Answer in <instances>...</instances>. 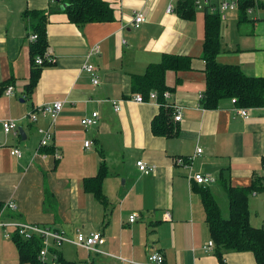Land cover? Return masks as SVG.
Segmentation results:
<instances>
[{
    "label": "crops",
    "instance_id": "obj_1",
    "mask_svg": "<svg viewBox=\"0 0 264 264\" xmlns=\"http://www.w3.org/2000/svg\"><path fill=\"white\" fill-rule=\"evenodd\" d=\"M114 7V19L106 22L73 24L62 12L61 0H0V84L11 80L13 94H0V202L13 200L16 209L7 219L62 230L74 237L77 232L99 231L104 243L101 252L75 249L56 250L77 264H145L153 250L160 251L166 264H220L203 246L210 238L198 189L190 180L194 172L215 178L207 188L223 217L228 216V199L222 181L231 186H248L258 176L264 181V106L250 108L244 119L235 113L230 99L216 108L204 109L199 94L205 86L202 59L204 17L216 12L219 0L195 7L193 18L184 19L175 11L178 0H104ZM169 5L173 11L166 12ZM46 15L47 46L54 62L42 68L35 88L25 94L29 76V40L33 18L25 11ZM140 11L145 20L132 26ZM219 63L238 65L247 76L264 77V0L242 13L228 9L219 13ZM99 52L88 56L90 48ZM45 48V49H46ZM165 53L187 55L188 70H167L165 83L171 96L163 103L175 104L181 113L172 120L174 134L155 135L151 120L160 104L137 103L132 96V76L141 75ZM92 63L98 74L94 85L82 67ZM56 99L64 100L54 125L53 151L34 156L38 149V128L49 127L48 117L29 121L34 107ZM112 101L119 103L115 111ZM99 112L98 124L84 128L83 116ZM12 118L22 131L5 134L2 120ZM24 135V138H22ZM89 140L92 144L84 146ZM11 147L21 157L10 154ZM197 147L201 148L196 153ZM44 153V148L38 149ZM59 152L60 158H54ZM183 165L177 157H190ZM154 165L144 174L137 160ZM104 161L107 175L102 189L106 203L85 191L83 178L94 175ZM249 222L264 225V189L249 195ZM138 218L129 222V215ZM224 264H256L248 251H226ZM0 264L21 263L14 242L0 229Z\"/></svg>",
    "mask_w": 264,
    "mask_h": 264
},
{
    "label": "trees",
    "instance_id": "obj_2",
    "mask_svg": "<svg viewBox=\"0 0 264 264\" xmlns=\"http://www.w3.org/2000/svg\"><path fill=\"white\" fill-rule=\"evenodd\" d=\"M65 4L62 12L73 24L88 22H106L114 19V7L104 0H61ZM237 8L245 10L253 5V0H237ZM194 0H178L174 11L184 19H191L195 13ZM25 18L31 17L38 22L32 23L31 33L36 34V39L29 40V76L24 85L25 94L31 93L35 88L42 68L50 64L38 65L35 58L41 56L47 46L45 32L46 15L43 11H25ZM220 19L219 13H206L204 17V41L202 59L205 62V86L199 104L204 109L216 108L223 99L235 98V104L241 107L256 108L264 106V77L245 75L238 65L222 64L216 59L220 51ZM191 68V59L187 55L165 53L157 63H151L141 75L132 76V88L144 96L150 90L158 92L159 112L151 120V131L155 135L169 136L174 134L173 109L163 103L162 92L168 90L165 83L167 70L180 71ZM11 80L0 84V94ZM44 151L51 153L52 147H45ZM107 175L104 161L100 163L98 171L91 176L83 178L85 191L92 193L102 203H106L102 184ZM228 199V216L223 217L220 207L213 194L205 187L198 189L204 209L205 221L208 226L210 238L214 242V254L220 264H224L223 255L226 251H248L252 253L256 264H264V229L254 227L249 222V195L254 191L264 189L261 177H254L248 186H231L222 181ZM3 205L0 202V208ZM18 259L21 263H41L37 259L41 247L39 237L24 239L17 233L12 235ZM57 264H77L75 261L65 259L58 250Z\"/></svg>",
    "mask_w": 264,
    "mask_h": 264
},
{
    "label": "built area",
    "instance_id": "obj_3",
    "mask_svg": "<svg viewBox=\"0 0 264 264\" xmlns=\"http://www.w3.org/2000/svg\"><path fill=\"white\" fill-rule=\"evenodd\" d=\"M207 1L203 0H194V5L197 7H202L203 4H206ZM237 0H219L218 6L214 7L213 10H215L218 13H222L223 11H226L228 9H237ZM173 11L172 5H169L166 9V12ZM145 17L144 14L140 11H137L132 18V26L138 27L142 22H144ZM36 39L35 33H30L28 35V40L32 41ZM99 52V45H94L90 48L88 52L89 55H93L95 53ZM54 62V55L50 51L49 48H46L41 56H37L35 58V63L38 65H41L43 63L52 64ZM83 71L88 73L90 76V79L94 85L98 84V74L96 71V67L92 63H86L82 67ZM14 87L12 85H8L4 91V94L11 95L13 94ZM171 96V92L169 90H164L162 92V98L166 101ZM202 97V93L199 94V100ZM132 98L137 103H143V102H154L159 104L158 100V92L153 89L148 92L146 96H144L140 92H136ZM231 102L235 105L234 110L235 113L242 118L246 119L249 117V110L248 107H241L237 106L235 104L236 100L235 98L230 99ZM63 102L64 100L56 99L52 101H48L45 103H42L36 107H34L30 112L26 114V117L31 122H35L38 117H48L49 118V127L47 128H38V133L40 134V141L38 149L49 147L52 145L53 141V133L51 130V127L54 125L58 115L62 111L63 108ZM113 108L115 111H118L120 109L119 103L116 101H112ZM171 109H173V119L175 121H179L181 119V113L179 111V108L175 105H167ZM99 121V112L98 111H92L90 115L83 116L80 119V124L84 128L93 127L98 124ZM2 129L4 133L12 134L14 136H19V127L17 125V122L15 119L8 118L2 120ZM92 144L91 141L86 140L84 142V146L89 147ZM38 149L34 152V156H42L46 157L48 154L47 152L39 153ZM201 148L197 147L196 153H200ZM10 154L19 158L21 157L22 153L21 150L17 147H11ZM54 158H60V153L55 152ZM192 156L190 157H177L175 159L177 164H185L189 163L192 160ZM136 166L139 171H141L144 174H148L154 170V165H148L144 160H137ZM262 170L264 171V163L262 164ZM190 180H193L197 184L201 185L203 188L208 187L211 183L215 181V178L210 174H202L200 172H194L190 176ZM16 209V204L13 200H8L3 203V205L0 208V229L3 230V235L5 238H12V235L14 233H17L24 239H31L34 236L39 237L41 241V247L37 254V259L41 263H48V264H57V258L58 255L56 253V250L61 244L67 243V244H73L78 247L84 248L88 252H101L100 249H98V246L104 243V238L102 234L99 231H93L89 234H84L82 232H77L74 237L67 236L66 233L59 229L50 228L47 226H40L33 223L28 222H22L15 219H7L4 216L5 213H8L10 211H13ZM138 218L137 213H132L129 215V222H134ZM203 249L205 251H212L214 249V242L212 239H209L207 243L203 246ZM145 264H166L164 255L158 251L153 250L150 252L147 256L146 263Z\"/></svg>",
    "mask_w": 264,
    "mask_h": 264
},
{
    "label": "rangeland",
    "instance_id": "obj_4",
    "mask_svg": "<svg viewBox=\"0 0 264 264\" xmlns=\"http://www.w3.org/2000/svg\"><path fill=\"white\" fill-rule=\"evenodd\" d=\"M260 223L264 225V221H263V223H262V221H260ZM63 244H64V245H62V247H59V248H60L61 250H63V251H67V249H70V250H74V251L77 250L79 253H83V254H85L84 250H82V249H75V248H73V247L66 246L65 244H67V243H63Z\"/></svg>",
    "mask_w": 264,
    "mask_h": 264
},
{
    "label": "water",
    "instance_id": "obj_5",
    "mask_svg": "<svg viewBox=\"0 0 264 264\" xmlns=\"http://www.w3.org/2000/svg\"><path fill=\"white\" fill-rule=\"evenodd\" d=\"M65 6V5H64ZM19 134L21 135L22 134V131L20 130L19 128ZM22 138H24V135H22Z\"/></svg>",
    "mask_w": 264,
    "mask_h": 264
}]
</instances>
